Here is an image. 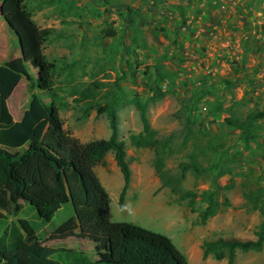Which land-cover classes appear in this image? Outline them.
<instances>
[{
	"label": "rangeland",
	"instance_id": "1",
	"mask_svg": "<svg viewBox=\"0 0 264 264\" xmlns=\"http://www.w3.org/2000/svg\"><path fill=\"white\" fill-rule=\"evenodd\" d=\"M131 2L132 0H28V8L37 21H41L42 16L49 15L51 21L47 26L53 29L60 20L63 30H66L67 41L69 38L73 42L83 39L78 34L86 28L94 32L92 47L89 49L82 50L78 43H67V49L73 58L71 60L75 61L66 58V65L73 64L68 68L71 70L62 71L60 64L55 72V84L60 93L58 99H61L57 105L62 107L60 114L66 129L82 142L109 139V119L105 113L98 114L97 109L98 106H105L112 99H117L119 138L126 142L132 170V187L127 193L123 209L120 207V195L124 177L114 155L109 153L105 162L95 168L111 197L112 221L135 223L167 235L188 257L190 264H228L227 260L217 261L212 256L204 259L202 246L205 241L218 238H242V241H246L238 233L247 234V226L257 224L256 227L259 228L260 218L264 217L260 216L259 211L251 210L244 196L256 186L264 187V120L256 122L257 132L249 142L242 140V131L237 126L251 112L264 111V67L259 66L264 62V55L252 56L249 58L252 61L247 63V55L243 53L248 46L246 41L241 40L238 46L236 39L231 40V36H227L228 32L225 30L228 31L229 27H225L226 21L230 22L231 19L226 17L231 12V6L232 11L235 9L234 3L222 10L223 17L219 18L222 20L220 27L224 26L221 29L222 35L212 28L209 33L205 31L206 34L202 37L200 22H191L185 17L182 35L170 16L167 20H162L161 13L153 15L159 10L153 4L143 6L148 7V10L145 9L141 16L142 12H138L137 5H134V13H128L127 7ZM134 2L136 1L131 4ZM130 18H137L135 26ZM174 28L175 31L172 32ZM109 29H118L122 33V39H106L105 33ZM192 30L195 32L192 33ZM227 39H230L229 47L224 44ZM49 40L53 44L49 43L48 46H54L56 37L53 35ZM1 43H5L3 39ZM120 43L124 46L123 53L119 52ZM142 46L146 48H141ZM132 47L139 48L140 52L132 53ZM15 48H20L17 38L11 42V53ZM2 51L0 54L3 56ZM48 51L50 58H53L54 52L49 48ZM162 65L175 75L172 85L168 82L160 83L156 79L157 69ZM27 68L31 76L27 79L30 84L28 91L11 103L12 116L17 121L22 120L24 108H29L32 91L37 92L42 100H47L48 104L51 103L48 94L40 93L38 89V70L31 64H27ZM65 73L70 74L67 76ZM227 81L234 85L227 87ZM95 82L102 87L93 86ZM158 85L167 93L163 99L149 105L148 118L161 138L175 136L177 151L166 159V166L173 174L178 175L179 165L189 161L188 155L196 152L206 171L201 177L188 173L181 188L197 193L217 190L223 206L219 217L217 215L215 218L216 226L213 229L207 226L208 223L198 225V213H193L185 202L179 200L178 195L163 187L154 168L155 150L135 149L130 144V135L143 130L140 113L130 101L136 95L145 100L151 93L150 90ZM84 91L95 94L89 99L95 104V109L91 111L93 116H84L88 101H78ZM75 93L77 99L65 103ZM188 118L195 120L196 127L202 133L198 135L197 141L190 142L189 147L184 149ZM219 173L222 175L219 176ZM216 184L220 185L218 189ZM246 184L248 186L244 188ZM225 203L228 205L225 206ZM73 210L72 206L65 207L51 224L40 227V235L45 239L56 232L69 230L72 218L75 217ZM5 214L8 222L16 220L15 216ZM34 216L35 211L30 206H25L20 214L21 218L29 220H34ZM234 225L240 228L234 231ZM255 232L256 230L252 236ZM57 247L75 249L95 261L94 248L90 242L69 238L57 244ZM59 257L64 259L63 264H72L69 256ZM235 264H264V247L261 251H239Z\"/></svg>",
	"mask_w": 264,
	"mask_h": 264
},
{
	"label": "trees",
	"instance_id": "2",
	"mask_svg": "<svg viewBox=\"0 0 264 264\" xmlns=\"http://www.w3.org/2000/svg\"><path fill=\"white\" fill-rule=\"evenodd\" d=\"M0 2L1 15L16 33L22 51V57L0 66V264H63L65 261L59 257L61 255L69 256L72 264H190L188 257L167 235L135 223L111 219V197L95 168L105 162L109 153L114 155L124 177L120 195V207L123 209L131 187L132 170L126 142L119 138L118 100L112 99L97 109L98 114H107L111 129L109 139L84 143L74 136L66 129L60 115L61 108L57 105L60 96L55 84L57 66L45 54V45L54 30L41 28L36 23L28 8V0ZM134 12V9H128V13ZM133 21L130 18V22ZM116 36L113 29L105 33L106 38ZM27 64L38 70V89L48 94L51 103L46 104L33 94L22 120L16 122L7 102L22 78H31ZM165 68L162 65L157 69L156 79L172 85L175 75ZM226 84L227 87L234 85L230 81ZM93 86L102 87L96 82ZM88 91L81 93L78 100L89 103L85 117L95 109V104L89 101L95 94ZM150 91L145 100L136 95L130 101L139 111L143 123L142 132L130 135V144L135 149L155 150L154 168L163 187L178 195L193 213H198V225H206L219 214L223 204L217 190L201 193L182 190L181 184L188 173L201 177L206 171L195 151L188 155L189 161L179 165L178 175L167 168L166 159L177 151L175 136L161 138L148 118L149 105L163 99L167 92L159 85ZM258 120H264V111L251 112L238 123L242 140L249 142L253 138ZM186 124L184 149L190 142L197 141L202 133L195 120L188 118ZM216 187L218 189L220 185L216 184ZM244 196L251 210L264 216V187L256 186ZM25 206L35 211L34 220L20 217ZM67 206H72L75 214L70 229L44 239L40 235V227L51 224ZM5 213L15 216L16 220L8 222ZM256 236L257 240L218 238L205 241L203 257L212 256L217 261L227 260L228 264H235L239 251L247 253L263 249L264 221ZM69 238L90 242L95 261L75 249L57 247Z\"/></svg>",
	"mask_w": 264,
	"mask_h": 264
},
{
	"label": "crops",
	"instance_id": "3",
	"mask_svg": "<svg viewBox=\"0 0 264 264\" xmlns=\"http://www.w3.org/2000/svg\"><path fill=\"white\" fill-rule=\"evenodd\" d=\"M117 1H119V0H116V2ZM133 1H136V2H134V4H131V3H133ZM131 3L129 4L130 6L127 7V11L129 8L135 9L136 7H134V5H137L138 6L137 9H139V11L142 12V13H140V16L142 14H144L145 9L148 8V7L144 8L143 6L151 5V4L155 5L156 8H159V10H158V12L153 13V15L158 16L159 13H161L162 16L160 19H162V20H167V18L170 16L171 19H173V21H175L174 23H175V26L177 27V29L178 30L180 29V31L182 32V35H184V20H185L184 18L185 17H186V20L188 19L191 22H194V21L200 22L201 32L200 31H198V32L202 33L201 34L202 37L205 36L207 31L209 33V31H212L213 29L218 30L220 35H222L221 29L224 28V26L220 27L221 26L220 21H222V20H219V18L222 19V17H223L222 16V13H223L222 10L228 9L229 8L228 5L231 3H234V5H236L235 9L232 11L233 8L231 6V8H229L231 12L226 17V19H228V20L231 19L230 22L226 21L227 25L225 27H229L228 31L225 30L226 32H228L227 36H231V40H233V38H234V40L236 39L237 40L236 43L238 46L240 45L241 40L246 41L245 44L248 46L243 53L247 55V58H246L247 63L252 61L249 59L252 56H258V55L263 56L264 55V0H132ZM164 11H166L167 13L165 14ZM48 17H49V15H44V16H42L41 21H37V18L34 17V15H33L34 20L36 21V23L41 28H49L47 26V23L48 22L50 23L51 18H48ZM136 22H137V18H134V24L133 23L132 24L135 26ZM53 29H54V32H53L52 36L50 37V39L54 35L56 37L55 44H54V46H52L53 41L49 40L45 45V54L48 57L49 61L54 62L56 64L57 69H58V66L61 64L62 65L61 66L62 71L71 70L68 68H71L73 66V64L68 66V65H66L67 60H65L66 58H68L69 60L73 59V58H71L72 56H71L69 50L67 49V47H68L67 43H69V44L78 43V47H79V45H81L82 50H85L86 48L89 49L92 47L91 44L93 42L94 32L92 30L89 31L86 28L78 34V36H80V38L83 37V39H79L78 41L75 40V42H73L71 40V38H69L68 41H67V39H65V37L67 36V34H65L66 30H63L62 25L60 23V20L58 22V25L54 26ZM115 31L117 32V36L113 37L112 40L114 41L117 38H119V40H121L122 39L121 38L122 33H120V31L118 29H116ZM174 31H175V28H174V30L172 29V32H174ZM205 31H206V33H205ZM83 32H85V33H83ZM193 32H195V31L192 30V33ZM84 34H85V36H84ZM15 38H17V40L19 42V39H18L16 33L8 26L6 20L1 15V2H0V45L2 44V46H0V51L3 50L2 53H4L3 56L0 54V66L5 64L6 62L12 60V59H16V58L20 57V53H22L21 47L19 49L15 48L13 50V53H11V51H12L11 50V42ZM2 39L4 40L5 43H1ZM106 39H109V38H106ZM49 43H52V44L50 46H48ZM224 44L227 47H229L230 46V39H227V41ZM120 45H121V48H120L119 52L123 53L125 51L124 46L122 45V43H120ZM48 48L50 51L54 52L53 58H50V52L48 51ZM130 50L132 51V53L140 52V49L137 47L136 48L132 47ZM6 52H9V53H6ZM244 54H243V56H244ZM71 61H75V60H71ZM253 61H256V60L253 59ZM261 63L262 64H259V66L264 67V64H263L264 62L262 61ZM238 67H239V64H238ZM247 67H248V65H247ZM57 69H56V71H57ZM61 74H63V72ZM65 75H67V73H65ZM29 86H30V84H28L27 78L23 77L20 84L15 89L13 95L10 97V99L7 102L11 114H13L12 113V106H11L12 101H14L15 99H18L20 94L27 92ZM253 92H254V90H253ZM40 93L46 94V93L41 92V91H40ZM33 94L38 95L37 92L32 91L31 97ZM58 94L60 95L59 92H58ZM76 94L77 93H75L73 95L71 100H70V98L66 99L65 103H70L74 99H77ZM43 101L46 104L49 103L47 100H43ZM60 101H61V99H58L57 103H59ZM68 101H70V102H68ZM66 105H63V106H66ZM58 106H60V105H58ZM27 107L24 108L25 111L28 109ZM60 108H61L60 112H62V107H60ZM89 116H93V113L92 114L90 113ZM15 121L17 122V120H15ZM131 187H132V184H131ZM240 202H241V200L238 201V203H240ZM232 204H234L233 201H232ZM125 205H126V203H125ZM261 215L262 214H260V216ZM217 217H219V214ZM217 217L212 218L210 223L208 222L207 226L210 229H213V227L215 228V226H216L215 218H217ZM263 221H264V217L261 216L260 221L258 223L259 227L263 223ZM256 226H257V224L253 225V227L247 226V230H246L247 234H245V232H242V233H238V236L239 237L244 236L243 239H245V240H257L256 232L258 231L259 228ZM237 228L239 229L240 227H238V225H237V227L235 225L232 227V229L234 231H236ZM250 230H251L252 234H254V230H256L255 235L252 236V234L250 233ZM246 236H248L247 239H246ZM238 240H242V238L241 239L239 238Z\"/></svg>",
	"mask_w": 264,
	"mask_h": 264
}]
</instances>
